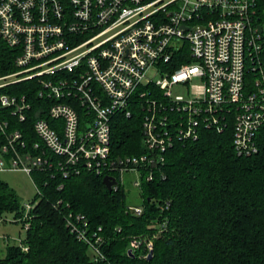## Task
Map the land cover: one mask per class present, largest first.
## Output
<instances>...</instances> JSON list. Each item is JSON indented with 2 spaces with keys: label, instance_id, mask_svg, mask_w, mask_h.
Here are the masks:
<instances>
[{
  "label": "built area",
  "instance_id": "obj_1",
  "mask_svg": "<svg viewBox=\"0 0 264 264\" xmlns=\"http://www.w3.org/2000/svg\"><path fill=\"white\" fill-rule=\"evenodd\" d=\"M257 17V0H0V41L18 51L17 69L0 76V89L37 79L39 96L55 101L46 110L57 123L37 119L40 142L32 147L19 130L7 135L0 172L57 169L67 178L87 169L112 176L118 190L124 173L138 171L141 189L156 172L164 177L160 165L175 138L197 140L201 128L222 132L227 117L237 155L256 154L264 125V25ZM179 84L190 85L188 97L173 96ZM77 105L88 112L84 124ZM31 106L26 95L0 92V111L25 120ZM136 108L144 152L114 156L113 116ZM9 127L0 118V134ZM34 206L24 204L18 219L25 230ZM144 210L127 205L134 215ZM66 222L94 261L106 259L101 227L90 232L84 215L70 214ZM160 226L165 230L167 221ZM153 237L134 238L130 253L145 244L149 257Z\"/></svg>",
  "mask_w": 264,
  "mask_h": 264
},
{
  "label": "trees",
  "instance_id": "obj_2",
  "mask_svg": "<svg viewBox=\"0 0 264 264\" xmlns=\"http://www.w3.org/2000/svg\"><path fill=\"white\" fill-rule=\"evenodd\" d=\"M257 6V19L264 25V0H257ZM17 55V49L0 41V76L17 69ZM39 89L35 78L0 89L26 95L32 105L25 120L9 110L0 111V118L10 124L6 134H0V149L14 130L22 133L29 147L40 142L34 130L39 118L57 124L46 110L55 101L41 98ZM76 107L84 124L88 112ZM140 111L113 116L114 156L144 152ZM227 121L222 132L201 128L197 140L175 138L160 165L164 177L156 172L155 180L143 179L141 215L127 211L124 188L108 190L105 175L82 169L66 178L57 169L34 171L41 194L32 200L30 228L22 245L7 246L0 264H264V125L257 134L259 151L239 156L233 144V120L227 117ZM8 213L24 223L18 220L25 213L20 196L0 176V220ZM70 214L84 215L90 232L102 228L105 260L94 261L88 243L70 230L66 222ZM165 220L167 227L161 230ZM154 235L151 259L145 244L130 253L134 238Z\"/></svg>",
  "mask_w": 264,
  "mask_h": 264
},
{
  "label": "rangeland",
  "instance_id": "obj_3",
  "mask_svg": "<svg viewBox=\"0 0 264 264\" xmlns=\"http://www.w3.org/2000/svg\"><path fill=\"white\" fill-rule=\"evenodd\" d=\"M157 78H159L157 76ZM200 80H195L193 83H200ZM189 86L179 84L173 87V96L183 95L188 97ZM2 179L7 181L18 193L23 204L33 202L37 188L33 181L32 175L22 170H4L0 172ZM140 180L138 171L126 172L123 174V188L127 195V203L129 205H138L142 203L140 188L135 185V182ZM26 230L22 222H16L15 214L8 213L3 220H0V257H3L8 245H19L25 239ZM155 239V237H153ZM154 241V240H153Z\"/></svg>",
  "mask_w": 264,
  "mask_h": 264
},
{
  "label": "water",
  "instance_id": "obj_4",
  "mask_svg": "<svg viewBox=\"0 0 264 264\" xmlns=\"http://www.w3.org/2000/svg\"><path fill=\"white\" fill-rule=\"evenodd\" d=\"M260 30H262L261 26H260ZM103 181H104V184L106 185V187L108 188V190L112 191V186L116 183V180L112 176H105ZM130 252H131V250H130ZM153 253H154L153 251L150 252L149 259L152 258Z\"/></svg>",
  "mask_w": 264,
  "mask_h": 264
}]
</instances>
